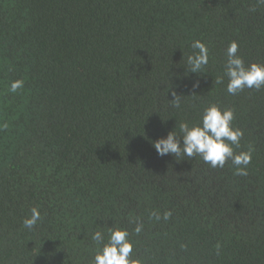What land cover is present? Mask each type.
Returning a JSON list of instances; mask_svg holds the SVG:
<instances>
[{
    "label": "trees",
    "instance_id": "obj_1",
    "mask_svg": "<svg viewBox=\"0 0 264 264\" xmlns=\"http://www.w3.org/2000/svg\"><path fill=\"white\" fill-rule=\"evenodd\" d=\"M196 40L209 62L193 73ZM233 41L264 64V5L0 0V264H93L110 229L139 264H264V88L227 93ZM210 105L234 111L247 175L153 147Z\"/></svg>",
    "mask_w": 264,
    "mask_h": 264
},
{
    "label": "clouds",
    "instance_id": "obj_2",
    "mask_svg": "<svg viewBox=\"0 0 264 264\" xmlns=\"http://www.w3.org/2000/svg\"><path fill=\"white\" fill-rule=\"evenodd\" d=\"M257 5H264V0H257ZM255 8L250 11H255ZM191 47L195 51L187 57V63L191 72L201 71L209 62L208 47L201 41H193ZM238 44L233 41L226 50L227 60L224 65V75L228 78L226 91L230 95H236L244 89L264 88V64H250L245 66L244 60L237 54ZM223 82V77H218L217 84ZM22 87V81H14L11 84V91L15 92ZM172 106L180 107V97L175 96ZM234 111L232 109H221L216 105L205 108L201 122L198 125L189 126L188 123L179 124L182 138H178L173 131L169 132L166 138L159 139L153 143V147L160 156L173 155L175 157L193 158L200 156L202 160L212 168H223L226 162L231 161L235 167L236 175H247V166L251 163L252 149L241 151L238 154L234 151V146H240L243 137L242 130L234 128ZM155 215V214H154ZM171 212H165L163 218L169 219ZM157 219L160 217L157 215ZM41 220L38 209L31 210V216L23 220V226L28 229L34 228ZM142 225L138 224L134 231L139 234ZM127 230L110 229L107 242L102 232L96 231L92 235V240L101 247L93 258V264H139L138 261L130 259L133 245L128 239ZM219 249V245H217Z\"/></svg>",
    "mask_w": 264,
    "mask_h": 264
}]
</instances>
